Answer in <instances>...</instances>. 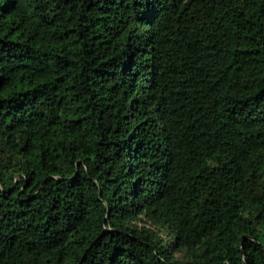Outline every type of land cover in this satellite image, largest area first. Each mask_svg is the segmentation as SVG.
Wrapping results in <instances>:
<instances>
[{"label": "trees", "instance_id": "16d2710c", "mask_svg": "<svg viewBox=\"0 0 264 264\" xmlns=\"http://www.w3.org/2000/svg\"><path fill=\"white\" fill-rule=\"evenodd\" d=\"M0 264H264V0H0Z\"/></svg>", "mask_w": 264, "mask_h": 264}]
</instances>
